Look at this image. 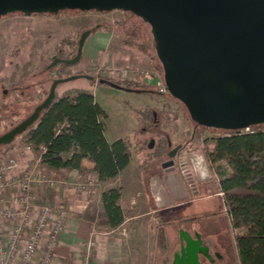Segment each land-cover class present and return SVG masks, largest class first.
Masks as SVG:
<instances>
[{
  "label": "rangeland",
  "instance_id": "374dc122",
  "mask_svg": "<svg viewBox=\"0 0 264 264\" xmlns=\"http://www.w3.org/2000/svg\"><path fill=\"white\" fill-rule=\"evenodd\" d=\"M15 16L23 14L6 15L1 19ZM48 17H55L56 20L49 23L34 22L32 26L18 20L13 22L15 31L26 33L21 37L22 51L19 61L25 62L29 59V54L33 53L32 64L34 63V68L40 69L46 64L45 59L50 54L58 55L61 51L62 57L73 58L78 46L72 47L69 43L79 42L84 32L95 30L87 37L88 41L86 40L88 48L93 47V51H87L86 58H81L79 64L67 67V70L72 71L69 76H87L77 77L63 84L85 88L94 94L96 101L108 115L105 121L107 139L114 141L124 138L128 143L132 161L129 171L127 170L128 175L135 174L136 167H143L140 170L143 172L146 186H149L152 200L149 195H144L146 202L132 206L129 215L138 217L128 220L124 228L126 236L123 235L128 242L129 252L133 251L132 244L140 241L138 246H134L135 264H175L176 256L181 257L182 249L187 245L181 236L187 231L194 234V240L199 241L200 246L204 248V251H198L200 264H240L228 208L216 193L219 184L218 168L226 172L231 169L224 162L207 161L204 152L207 141L219 130L198 125L184 104L169 92L159 91L165 84V75L156 52L151 25L134 13L123 10H64L56 16ZM34 32L39 35H33ZM28 33L36 37L33 45V37ZM43 35L49 36L47 41ZM63 43L65 44L62 45ZM43 49L42 58V54L38 52ZM19 69L21 70V67H18V72ZM122 70L128 71L126 76L121 74ZM90 75L95 76L96 80L103 76L114 81L131 80L142 85L149 84L152 85L153 91L149 86L145 87V92H138L107 83H94L93 79L89 78ZM37 78L43 76H35L31 81L35 82ZM1 79L2 77V85ZM17 95L19 98L13 99L17 97L14 95L0 100V134L4 132V126L11 123V120L6 118L7 114L14 115L18 111L24 113L22 108L30 110L34 105L23 103L24 95ZM33 95L34 100L41 96L39 91ZM160 140L164 141L161 145ZM153 142L154 145L151 146ZM175 149L179 153L183 151V156L187 158L189 178L183 174L178 159L174 169L167 170L164 167L169 153ZM200 160L206 164L210 175L207 179L214 184V189H210L208 193L203 191L200 199L193 200L194 194L188 186L196 179L192 169H196L195 166ZM122 179L121 177L118 181ZM129 193L131 191H128L127 195ZM127 197L123 202L125 207L130 206ZM97 205L98 203L94 202L95 208H98ZM152 209L165 211L153 213ZM136 228L139 230L135 234L133 230ZM162 229L165 234L163 250L159 245Z\"/></svg>",
  "mask_w": 264,
  "mask_h": 264
},
{
  "label": "water",
  "instance_id": "95a60500",
  "mask_svg": "<svg viewBox=\"0 0 264 264\" xmlns=\"http://www.w3.org/2000/svg\"><path fill=\"white\" fill-rule=\"evenodd\" d=\"M67 9L123 10L148 22L164 66L165 85L197 124L241 131L264 123V0H0V19L15 12L31 16ZM90 34V29L82 34L73 58L54 56L47 68L80 62ZM86 76L54 79L46 99L22 122L0 134V146L14 142L39 120L60 84ZM177 152L169 153L164 163L167 170L175 168ZM178 162L189 178L186 156ZM186 239L175 264H200L198 251L204 248L188 235Z\"/></svg>",
  "mask_w": 264,
  "mask_h": 264
},
{
  "label": "trees",
  "instance_id": "16d2710c",
  "mask_svg": "<svg viewBox=\"0 0 264 264\" xmlns=\"http://www.w3.org/2000/svg\"><path fill=\"white\" fill-rule=\"evenodd\" d=\"M59 13L34 15L56 16ZM15 14L22 13L7 15ZM94 32L95 30L91 33ZM78 44L79 42L75 41L69 43L72 47ZM41 54L43 58L44 51ZM76 54L77 51L73 55ZM58 57H62L61 51ZM49 64L50 62L36 69L29 60L21 66L22 73L19 74L16 70L10 76L2 77L3 91H0V100L11 98L14 93L16 98H19L17 94L20 93L24 95L23 103L35 105L30 110L22 108L24 113L18 111L14 115L7 114L6 118L11 120V123L4 126L3 133L22 122L46 99L54 79L72 74L71 69L67 70V67H70L67 64L59 63L56 67L48 69ZM38 75H42L43 78L31 81ZM101 79L109 81L103 80L102 83L113 82L126 90L145 89L147 86L153 88L152 85H142L131 80L114 81L103 76ZM101 79L98 81L101 82ZM92 82L95 83L96 79ZM36 91H39L41 96L32 102ZM12 102L16 104L14 100ZM3 106L7 108L6 104ZM16 106L18 108V105ZM107 117L106 111L96 101L93 93L87 89L73 88L63 95L57 94L50 106L42 111L39 120L15 141L20 140L34 150L41 151V165L49 171L66 169L83 172L86 170L83 161L89 159L94 163L93 172L98 181L112 180L130 164L131 152L126 139L119 138L114 141L107 139L105 128ZM250 127V132L218 129L219 132L214 133L207 141L204 152L211 163L224 162L231 169L226 172L218 168L219 188L224 204L228 208L231 228L235 232L239 263L264 264V123ZM14 142L0 146V155ZM163 142L160 140V145ZM121 198V187L109 188L102 193L101 208L88 210L84 216L96 223L100 230H115L127 218L125 210L120 205ZM161 231L159 245L163 250L165 234L163 229Z\"/></svg>",
  "mask_w": 264,
  "mask_h": 264
},
{
  "label": "crops",
  "instance_id": "0c3cea01",
  "mask_svg": "<svg viewBox=\"0 0 264 264\" xmlns=\"http://www.w3.org/2000/svg\"><path fill=\"white\" fill-rule=\"evenodd\" d=\"M17 20L25 23L26 25L32 26L34 25L33 24L34 22L49 23V22H54L56 18L48 17V16H38V15H31V16L23 15V16H15L10 18L5 17L0 20V77L11 75L14 71L18 70V67H21L28 60H33L32 57L34 54L30 52L31 54H29L28 60H25V62L23 63L19 61L20 59L19 56L22 51L21 37H24L26 33L21 34V32L15 31L13 22ZM29 28L31 29V27ZM28 34L32 36L30 33ZM33 35H35V32ZM35 36H32L33 37V40L31 42L32 45L34 40L36 39ZM44 37L45 40L47 41L48 40L47 37L49 36H44ZM41 47H43V45H41ZM88 47L89 44H87L86 42L83 50L82 59L86 58L87 51L88 52L93 51L92 49L93 47L92 48L90 47V49ZM33 48L34 47H32V49ZM32 51H34V49ZM42 51H44V49ZM42 51L38 53H42ZM54 56H58V55L50 54L49 57L45 59V63H49L50 61H52ZM19 73H21L20 69H19ZM97 82L99 81L96 80L95 83ZM73 88H77V87L60 84L57 87L56 92L58 95H63L66 91ZM15 98L16 97H14L13 99ZM32 102H34L33 98H32ZM26 145L27 144H25L24 142L17 140L9 147V149L4 154L0 155V160H4L10 156H14L18 159L19 162L18 166L14 170L10 171L8 176L15 177L26 170H31L34 171L35 174L44 175L46 177H51L62 181V184L55 187H49L47 185H34L33 194L36 203L39 205L40 204H50L54 206L64 205L72 213V215L67 220L65 230L60 235V241L55 250L53 264H83L84 256H85V249H84L85 243L92 236L96 241V245L93 249L91 264H135L136 254L134 253L135 251L134 246H138V243L140 241L137 240V242H134L132 244L133 251L129 252L128 242L124 238V236H126V234L124 233L125 231L124 228L129 219H134L138 217V216L133 217L129 215L130 210H132L133 208L132 206H135V204L141 202H146L144 195L147 196L149 195L148 197L150 198V200H152V195L149 186L148 184L146 186L145 178H143V172L142 170H140L143 169V167L142 166L136 167L135 174L128 175V171H129L128 168L132 164L131 161L130 164L126 167V169L123 170L116 178L108 181H98L97 176L93 172L94 163L89 159H85L83 161V165L85 166L86 169L83 172L77 170L69 171L66 169H60L58 171H49L41 165L40 162L41 151H36L34 149L27 150ZM195 168L196 169H192V174L196 179L194 180V183L191 184L189 183L188 187L194 194L193 200H198L200 199V194H202L203 191L208 193L210 189L211 190L214 189V184L212 182H209L207 179L210 175L206 169V164L203 160H200V162L197 163ZM121 177L123 178L122 180L124 181L121 180L119 182L118 180ZM91 178L94 179L96 183L95 186L90 188L89 190L83 191L72 186V183L76 181L88 180ZM112 187H121L122 189V198L120 200V205L125 210L127 214V218L125 222L115 230H111V231H107L106 229L100 230L96 223L87 219L84 215L88 210H92L93 208H95L94 202L98 203L97 205L98 208H101L102 193L105 190ZM217 187L218 189L217 191L216 190L215 191L224 202L223 195L220 192L219 184L217 185ZM128 191H131L129 195H127ZM11 195L12 192L10 191L6 195L4 201L0 203V206L8 207L9 204L11 205L10 202ZM126 196H128L127 198H129L130 200L129 202L130 206L127 207L123 205ZM164 211L165 210L157 211L152 209L151 212L162 213ZM164 218L172 221V219L170 218L167 217ZM138 230L139 228L134 229L133 233L135 234L138 233L137 232ZM186 235H188L193 240L195 239V235L187 231L181 235L182 239H184L185 242H187ZM42 251L43 249L40 250L39 256L42 255ZM20 258L21 257L18 256L15 259L14 264H18Z\"/></svg>",
  "mask_w": 264,
  "mask_h": 264
},
{
  "label": "built area",
  "instance_id": "2783aa9c",
  "mask_svg": "<svg viewBox=\"0 0 264 264\" xmlns=\"http://www.w3.org/2000/svg\"><path fill=\"white\" fill-rule=\"evenodd\" d=\"M127 73V70L121 71L123 76ZM159 91L167 93L168 89L163 84ZM244 130L250 132L251 127ZM26 149L33 148L26 145ZM18 164V159L14 156L0 160V203L10 191L12 192L11 205L0 206V264H14L18 256L21 257L18 264H53L60 235L72 213L64 205L37 204L33 186L55 187L62 184V181L35 174L31 170L9 177L10 171ZM95 183L91 178L76 181L72 186L85 191L94 187ZM95 245L93 236L86 241L83 264H91ZM41 249L42 255L39 256Z\"/></svg>",
  "mask_w": 264,
  "mask_h": 264
},
{
  "label": "flooded vegetation",
  "instance_id": "af4514ba",
  "mask_svg": "<svg viewBox=\"0 0 264 264\" xmlns=\"http://www.w3.org/2000/svg\"><path fill=\"white\" fill-rule=\"evenodd\" d=\"M61 58H66V57H61ZM162 63V62H161ZM162 66H163V63H162ZM163 69H164V66H163ZM164 75H165V72H164ZM112 83L113 82H110V85H112ZM113 84H116V83H113ZM113 86V85H112ZM0 90H2V86L0 87ZM151 91H153L152 89H150ZM134 91H138V92H145L146 91V89H136V90H134ZM169 92V91H168ZM175 99H177V98H175ZM177 100H179V99H177ZM180 101V100H179ZM181 102V101H180ZM182 103V102H181ZM182 104H184V103H182ZM185 105V104H184ZM187 108V107H186ZM180 155H184L183 154V151H182V153H179V152H177V155H176V158L175 159H179L180 158ZM181 249H182V247H181Z\"/></svg>",
  "mask_w": 264,
  "mask_h": 264
}]
</instances>
